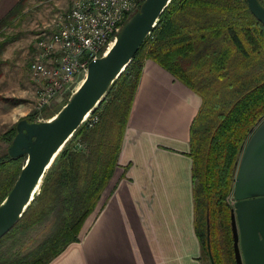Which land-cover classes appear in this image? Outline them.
I'll return each mask as SVG.
<instances>
[{
    "label": "trees",
    "instance_id": "obj_1",
    "mask_svg": "<svg viewBox=\"0 0 264 264\" xmlns=\"http://www.w3.org/2000/svg\"><path fill=\"white\" fill-rule=\"evenodd\" d=\"M26 1L20 0L0 20V32L21 16ZM260 2L264 5V0ZM3 51L0 43V54ZM147 59L202 98L190 134L195 229L211 264H237L227 197L235 188L244 147L264 121V24L247 0H171L132 61L91 112L90 118L97 115L98 121L90 126V119L75 131L45 173L39 193L0 239V264H49L81 240L118 166ZM17 132L15 126L0 141L10 147ZM26 159L24 155L12 157L9 148L0 154V204ZM40 225L45 230L32 244L12 254L4 250L8 242L16 243Z\"/></svg>",
    "mask_w": 264,
    "mask_h": 264
},
{
    "label": "crops",
    "instance_id": "obj_2",
    "mask_svg": "<svg viewBox=\"0 0 264 264\" xmlns=\"http://www.w3.org/2000/svg\"><path fill=\"white\" fill-rule=\"evenodd\" d=\"M20 0H0V19ZM202 98L147 59L118 166L80 241L49 264H203L191 124Z\"/></svg>",
    "mask_w": 264,
    "mask_h": 264
},
{
    "label": "water",
    "instance_id": "obj_3",
    "mask_svg": "<svg viewBox=\"0 0 264 264\" xmlns=\"http://www.w3.org/2000/svg\"><path fill=\"white\" fill-rule=\"evenodd\" d=\"M264 24V5L247 0ZM171 0H144L126 21L108 53L89 64L86 78L53 117L42 121L21 119L9 153L26 156L12 190L0 204V239L19 221L35 197L55 154L105 98L124 72ZM60 151V152H61ZM231 224L237 264H264V121L253 131L238 168Z\"/></svg>",
    "mask_w": 264,
    "mask_h": 264
},
{
    "label": "built area",
    "instance_id": "obj_4",
    "mask_svg": "<svg viewBox=\"0 0 264 264\" xmlns=\"http://www.w3.org/2000/svg\"><path fill=\"white\" fill-rule=\"evenodd\" d=\"M143 1L73 0L71 8L58 15L52 30L40 33L31 63L33 76L42 80L37 108L66 92L75 79L84 81L89 64L108 53L109 45ZM97 121L98 116H93L89 125Z\"/></svg>",
    "mask_w": 264,
    "mask_h": 264
},
{
    "label": "rangeland",
    "instance_id": "obj_5",
    "mask_svg": "<svg viewBox=\"0 0 264 264\" xmlns=\"http://www.w3.org/2000/svg\"><path fill=\"white\" fill-rule=\"evenodd\" d=\"M72 4L73 0H27L21 16L0 32V43L4 49L0 54V136L17 127L21 119H49L80 84L81 79H75L66 92L57 94L46 102L42 109L37 108L42 80L36 79L31 71V63L37 51V37L43 30L50 32L58 15L69 10ZM87 119L83 124L86 125L91 119L90 116ZM0 144L2 154L9 148V143L0 141ZM227 201L233 208L236 201L235 188L227 197ZM44 230V225H40L16 243L8 242L4 250L12 254L26 248L33 240L40 238ZM202 256L203 264H211L206 253L203 252Z\"/></svg>",
    "mask_w": 264,
    "mask_h": 264
},
{
    "label": "bare ground",
    "instance_id": "obj_6",
    "mask_svg": "<svg viewBox=\"0 0 264 264\" xmlns=\"http://www.w3.org/2000/svg\"><path fill=\"white\" fill-rule=\"evenodd\" d=\"M114 41L109 45V49L108 50H110L111 48H112V46L114 45ZM82 84V82H80V84L78 85V87H77V89L80 87V85ZM90 114L91 113H89L87 116H86V118H85V120H87V118L90 116ZM60 151L61 150H59L56 154H55V156H54V159L56 158V156L60 153ZM38 188L39 187H37V189H36V192L38 191ZM36 192H35V195H36Z\"/></svg>",
    "mask_w": 264,
    "mask_h": 264
}]
</instances>
